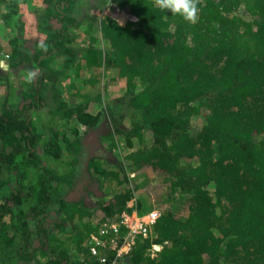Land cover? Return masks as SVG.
<instances>
[{"label":"trees","instance_id":"16d2710c","mask_svg":"<svg viewBox=\"0 0 264 264\" xmlns=\"http://www.w3.org/2000/svg\"><path fill=\"white\" fill-rule=\"evenodd\" d=\"M31 1L42 38L34 48L25 43L21 9L29 0H0V50L9 45V67L40 70L23 100L0 96V264H83L85 239L100 232L97 222L132 210L137 185L130 172L171 179L189 211L185 217L161 211L126 264H264V0H199L195 24L153 0H111L120 16L87 15L81 0ZM81 32L86 36L78 41ZM110 70L126 79L136 114L126 125L111 108L110 137L120 131L129 149L136 140L145 144L123 160L112 148L97 154L103 145L92 144L90 179L97 173V180L112 177L122 186L94 207L89 177L59 166L66 151H79L80 124L100 120L91 107L103 103L99 76ZM72 74L95 88L80 91ZM3 76L12 80L8 71ZM53 100L54 111L74 126L67 132L50 122L44 136L31 111ZM66 240L81 253L75 260Z\"/></svg>","mask_w":264,"mask_h":264},{"label":"rangeland","instance_id":"374dc122","mask_svg":"<svg viewBox=\"0 0 264 264\" xmlns=\"http://www.w3.org/2000/svg\"><path fill=\"white\" fill-rule=\"evenodd\" d=\"M35 4L32 3L31 0H29L28 3H24L21 6L22 9V15L23 18L26 20V26H25V38H26V44L30 48H34L35 46V40L34 39H40V35L38 32H36L37 22H38V14L37 11H35ZM81 10L84 11L87 15L92 14L95 16H103L106 14L114 15V16H120L121 9L119 5L115 2H111V0H81ZM1 24V23H0ZM35 27H33V25ZM32 26V27H31ZM4 31L0 29V36L3 35ZM82 34L79 36L78 41H82L85 39L86 34L84 32H81ZM2 37H0V42L2 43ZM9 48L8 44L3 43V50H0V72H9L11 74V81L6 80L5 76L1 77L0 81V96H3L5 93H8L10 96V99L12 101H21L23 100V94L22 90H27L28 84L31 80H29V73L32 74V77L38 76L40 73L39 69H34L29 72L27 68H10L6 61H8L9 54L7 52V49ZM3 58V62L1 61ZM27 66V64H25ZM88 74H86L87 76ZM61 81L63 85H70L67 82V79H65V76H61ZM72 79L76 80L74 74H72ZM99 80H101L102 84L103 82L104 89H103V103L95 102L94 105L91 107V110L94 112H99L101 114L100 120L94 124V125H84L80 124V132L82 135V145L78 152L72 151L71 153L67 154L66 151L63 156V163L62 165L60 161L56 162L54 160H49V157L45 156V159L49 160V163H57L55 165H60V169H62L65 166H68V168L75 166L76 171L78 172V178H88L89 173L86 168V164L89 157V150H92L91 146L92 144H102L99 149L96 147L97 154H105V156H108V154H111V148L114 153L115 159H124V155L126 152H128L130 149L137 148L138 145L142 146L145 143H139L136 140L135 146L133 148H128L127 145H125V142L123 140V136L121 135L120 131H116L115 137L112 139L110 137L111 128H114L115 120L111 116V108L116 112V118L120 116L121 114H124V120H122L126 125L130 124V118L135 117L136 114H134L135 108L132 107L129 104V95H128V86L126 79L119 78L116 79L111 74L110 71H106L105 75L100 74ZM77 83H79L80 91H87L82 90L84 89L85 85L90 86L91 88H95V83H83V81L78 78ZM86 86V87H88ZM66 88H62V92L67 95L70 92V87L65 86ZM88 92V91H87ZM92 93V92H91ZM64 94V95H65ZM57 108V104L53 100L51 104H47V106H42L38 109H32L33 113V122L34 125L39 127L40 130L44 131V136H47L50 134V122L51 123H58L63 126L64 129H66L67 132L72 131V127L74 126V123H70L69 121H66L61 112H55ZM55 110V111H54ZM109 132V133H108ZM119 142L117 145L116 142ZM64 150H67L64 148ZM74 150V149H73ZM105 152V153H104ZM47 160V161H48ZM73 160L72 163H69L67 165V161ZM51 161V162H50ZM112 165L113 163L110 161L109 165ZM3 175V173L0 174V176ZM131 176V182L134 185H137L135 196L133 199L129 201V203H132L134 201V204L137 206V208H142L144 210H149L153 207L160 208L161 211L167 210L169 208H173L174 212L179 217H185L188 214L189 208H188V201L185 199L186 194L181 193L179 189H172L171 186V179L167 177H158L148 174L147 172L143 173H134L130 172ZM97 173L95 175V178L89 179V183H91L96 193H90L94 201H92L93 206L97 207L95 204L96 200H99L103 195H110L112 193H115L119 191L122 186L119 184L114 178H106L104 180H97ZM12 185V184H11ZM10 185V186H11ZM99 189V190H98ZM101 189V190H100ZM172 190V193L170 194V191ZM142 206H139V203ZM142 209L139 210L142 212ZM97 214H100L99 212ZM96 215L93 216V219H96ZM54 216V215H52ZM92 219V220H93ZM89 237V236H88ZM88 237L85 239V243L88 239ZM66 248L72 253V259L75 260V258H78L79 254L78 249L75 248L73 241L66 240L65 242ZM77 249V250H76ZM155 248H153L154 250ZM159 249H156V251ZM156 253V252H155ZM154 253V254H155ZM6 264H13V263H6Z\"/></svg>","mask_w":264,"mask_h":264},{"label":"built area","instance_id":"2783aa9c","mask_svg":"<svg viewBox=\"0 0 264 264\" xmlns=\"http://www.w3.org/2000/svg\"><path fill=\"white\" fill-rule=\"evenodd\" d=\"M129 206L132 210L125 209L97 222L100 232L89 235L86 241L88 255L81 257L83 264H126L137 238L150 236L161 214L160 208L153 207L141 213L134 201ZM153 248L156 251L160 245L154 244Z\"/></svg>","mask_w":264,"mask_h":264},{"label":"clouds","instance_id":"9594fccd","mask_svg":"<svg viewBox=\"0 0 264 264\" xmlns=\"http://www.w3.org/2000/svg\"><path fill=\"white\" fill-rule=\"evenodd\" d=\"M199 0H153V6L181 16L185 21L195 24L198 20ZM32 74L29 73V80Z\"/></svg>","mask_w":264,"mask_h":264},{"label":"crops","instance_id":"0c3cea01","mask_svg":"<svg viewBox=\"0 0 264 264\" xmlns=\"http://www.w3.org/2000/svg\"><path fill=\"white\" fill-rule=\"evenodd\" d=\"M1 59H2L1 61L3 62L4 61L3 58H1ZM5 61H6L7 65L9 66V62L7 60H5Z\"/></svg>","mask_w":264,"mask_h":264}]
</instances>
